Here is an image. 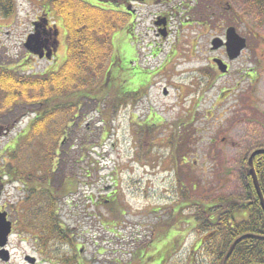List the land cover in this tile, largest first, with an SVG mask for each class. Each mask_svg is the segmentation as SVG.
I'll return each mask as SVG.
<instances>
[{"label":"rangeland","instance_id":"obj_1","mask_svg":"<svg viewBox=\"0 0 264 264\" xmlns=\"http://www.w3.org/2000/svg\"><path fill=\"white\" fill-rule=\"evenodd\" d=\"M12 1L14 15H0V63L26 77L56 71L66 58L65 39H60L53 63L32 58L23 47L45 0ZM254 2L127 0L124 6L135 16L127 26L133 23V28L116 31L112 55L120 64L131 63L140 72L138 83L147 77L148 85L120 83L122 91L133 92V99L118 105L108 134L93 103L78 111L74 142L91 149L89 157L85 148L73 151L76 163L64 173L70 186L58 199L55 219L70 231L75 249L65 242L55 246L48 235L45 188L6 177V170L15 168L41 178L47 163L37 139L9 155L16 140L26 137L32 115L23 106L4 112L0 211L12 223V233L6 245L10 260L0 264H28L26 256L36 264H158V253L169 254L165 264H186L207 234L200 239L172 206L188 191L205 202L241 198L240 162L264 149V5L260 9ZM163 17L170 22L165 39L153 25ZM229 27L246 39L245 50L233 62L223 49L213 52L210 47L214 38L224 39ZM214 59L227 63L228 72L219 73ZM89 163L93 169L86 175ZM60 184L53 183L50 190Z\"/></svg>","mask_w":264,"mask_h":264},{"label":"trees","instance_id":"obj_2","mask_svg":"<svg viewBox=\"0 0 264 264\" xmlns=\"http://www.w3.org/2000/svg\"><path fill=\"white\" fill-rule=\"evenodd\" d=\"M53 2L57 4V0ZM254 4L260 9L264 5L263 0H255ZM65 6L70 16L73 15L71 20L77 22L74 5L66 1ZM14 13L12 0H0L2 17L9 18ZM76 18H80L79 23L66 26V59L58 70L26 77L0 63V93L4 94L0 97L1 120L5 119V111L12 113V109L18 106L30 109L32 115L26 137L23 141L16 140L15 147L8 150L9 155L13 157L22 145L37 139L43 144L40 153L44 152L47 163L44 167L46 175L41 178L15 168L6 170V177L19 180L27 187L45 188L48 206L44 219L50 221L49 226L46 225L48 235L53 237L52 240L71 245L75 244L70 238L72 234L60 228L55 219L58 201L66 196L65 188L70 186L71 179L64 173L69 171L68 165L76 163L73 151L85 148L83 153L89 157L88 150L91 149L84 143L77 145L74 142L81 107H85L86 102L93 103L92 108L105 123L108 134L110 117L118 105H124L127 98L133 99V92L122 91L120 83L125 82L132 87L140 83L141 88L148 85L147 77L138 83L140 72L131 67V63L120 64L119 59L112 55L113 35L125 28L129 33L132 25L126 26L125 21L114 14L108 23L99 10L90 16ZM122 77H125L124 81ZM240 163L241 198L217 197L205 202L191 197L188 191L181 194L172 206L175 216L187 221L200 239L207 234L206 240L195 246L186 264H264V210L251 174L252 170L264 201V153L254 156L250 163L248 158ZM89 165L86 175L93 169L92 164ZM60 181V186L52 192V184ZM172 240L173 237L170 238ZM159 254L156 256L157 263H167L169 254Z\"/></svg>","mask_w":264,"mask_h":264},{"label":"flooded vegetation","instance_id":"obj_3","mask_svg":"<svg viewBox=\"0 0 264 264\" xmlns=\"http://www.w3.org/2000/svg\"><path fill=\"white\" fill-rule=\"evenodd\" d=\"M66 1H69L74 5V15L77 14L76 17H87V14L90 16L92 12L99 10L104 13V18L108 23L112 21L113 14L115 17L117 16V18L120 17L123 19L126 26L130 21L135 20L134 12L132 10L130 11L127 6H124L126 5L127 0L119 2V4L113 2V0H57V4H55L53 0H45L41 7L43 13L32 23V30L29 33L31 34L32 32H35L36 34V40L29 45V49L27 50V54L32 58L39 61L47 60L46 62L49 63H53L57 60V55L59 56L60 52V44L62 40L67 37L66 26L73 23H79L78 21L80 19L75 17V21L77 22L71 20L73 15L70 16L68 8L65 6ZM54 5L56 6L55 8ZM228 7L229 6H227V8ZM162 19L163 20L161 21H164L163 26H156L157 21H154L153 25L155 26L157 36L165 39L170 35V22L168 18L163 17ZM59 27L61 29H59ZM160 32H163L165 36H162ZM61 38L62 40L60 41ZM222 49L224 50V48H221L220 50ZM109 202L110 201L107 203ZM54 245H64V243L54 242ZM67 245L68 244H66V246ZM52 256H57V253H53ZM50 260H52V257ZM77 262L80 261L77 260ZM68 264H71V262Z\"/></svg>","mask_w":264,"mask_h":264},{"label":"water","instance_id":"obj_4","mask_svg":"<svg viewBox=\"0 0 264 264\" xmlns=\"http://www.w3.org/2000/svg\"><path fill=\"white\" fill-rule=\"evenodd\" d=\"M156 25L157 26L164 25V21H158V22H156ZM160 33L162 36H165V34L163 32H160ZM34 40H36V34H32V35L28 36L26 43L24 44V47L26 49H29V45ZM221 47L225 48V52H226V56H227L228 61H234L240 56L241 52L245 49L246 40L244 38L240 37L236 33L234 28L230 27L225 32V42L219 38H215L211 42V50L212 51H216ZM214 63L217 65L218 71L221 74H224L227 72V66L221 60L215 59ZM163 93H164V95H166L165 90L163 91ZM261 153H264V151L258 150V151L253 152L250 155L249 162L252 161V158L254 156L259 155ZM251 174L253 177L254 186H255L257 195L260 199V203H261L262 208L264 210V201L262 199V195L260 193V189H259L256 177H255L252 170H251ZM10 234H11V222L7 219V214L5 212L0 211V260L3 262H8L10 259L9 252L6 249V245H7L8 238H9ZM24 260L28 264H34L35 263V259L30 257V256H26Z\"/></svg>","mask_w":264,"mask_h":264}]
</instances>
